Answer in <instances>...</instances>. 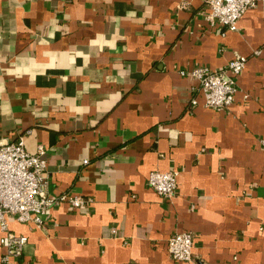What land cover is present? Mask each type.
<instances>
[{"label":"crops","instance_id":"1","mask_svg":"<svg viewBox=\"0 0 264 264\" xmlns=\"http://www.w3.org/2000/svg\"><path fill=\"white\" fill-rule=\"evenodd\" d=\"M209 12L206 0H0V139L47 148L50 195L91 199L55 205L41 227L9 217L28 236L15 264H264L263 11L234 30ZM237 55L234 102L206 107L181 71ZM172 169L167 199L148 177ZM184 230L192 261L167 249Z\"/></svg>","mask_w":264,"mask_h":264},{"label":"built area","instance_id":"2","mask_svg":"<svg viewBox=\"0 0 264 264\" xmlns=\"http://www.w3.org/2000/svg\"><path fill=\"white\" fill-rule=\"evenodd\" d=\"M210 12L208 19L212 24L221 23L229 29H237L239 19L251 8L261 6L264 16V0H206ZM247 57L237 55L223 68L212 69L199 66L191 71L182 70L198 80L197 92L204 95V104L216 110L227 109L235 100L237 76L244 70ZM192 105L198 103L191 98ZM264 144V140H262ZM87 163L88 159H84ZM178 169L169 171L153 170L148 177L149 185L161 196L171 199L176 195ZM47 148L40 144L35 152H30L24 137L16 140L0 139V244L4 247L1 264H15L22 256L28 236L14 232L9 217L19 221L44 226L52 208L68 202L74 208H86L91 201L83 195L61 193L49 194ZM116 231V229H113ZM195 233L191 230L173 233L167 244L169 255L177 261L194 259Z\"/></svg>","mask_w":264,"mask_h":264}]
</instances>
